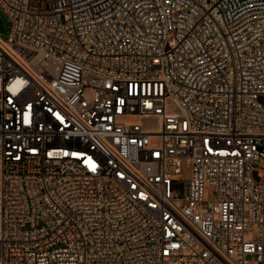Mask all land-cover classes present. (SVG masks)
Returning <instances> with one entry per match:
<instances>
[{"label": "built area", "instance_id": "1", "mask_svg": "<svg viewBox=\"0 0 264 264\" xmlns=\"http://www.w3.org/2000/svg\"><path fill=\"white\" fill-rule=\"evenodd\" d=\"M0 7V264H264V0Z\"/></svg>", "mask_w": 264, "mask_h": 264}, {"label": "rangeland", "instance_id": "2", "mask_svg": "<svg viewBox=\"0 0 264 264\" xmlns=\"http://www.w3.org/2000/svg\"><path fill=\"white\" fill-rule=\"evenodd\" d=\"M0 18L2 19L4 25V32L2 36L4 39H8L11 32V22L7 14L4 12V10L1 7H0Z\"/></svg>", "mask_w": 264, "mask_h": 264}, {"label": "water", "instance_id": "3", "mask_svg": "<svg viewBox=\"0 0 264 264\" xmlns=\"http://www.w3.org/2000/svg\"><path fill=\"white\" fill-rule=\"evenodd\" d=\"M0 31L3 32L4 31V25H3V21L0 18Z\"/></svg>", "mask_w": 264, "mask_h": 264}]
</instances>
